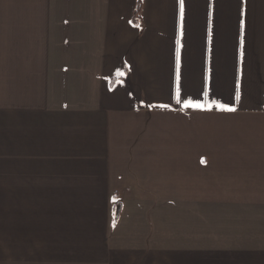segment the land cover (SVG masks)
<instances>
[{
  "label": "crops",
  "instance_id": "0c3cea01",
  "mask_svg": "<svg viewBox=\"0 0 264 264\" xmlns=\"http://www.w3.org/2000/svg\"><path fill=\"white\" fill-rule=\"evenodd\" d=\"M5 19L0 264H264V0H184L183 36L179 0Z\"/></svg>",
  "mask_w": 264,
  "mask_h": 264
},
{
  "label": "snow or ice",
  "instance_id": "6c2138e0",
  "mask_svg": "<svg viewBox=\"0 0 264 264\" xmlns=\"http://www.w3.org/2000/svg\"><path fill=\"white\" fill-rule=\"evenodd\" d=\"M180 4V20H181V36H183V20H184V0H179ZM243 25V21L241 22ZM179 43V42H178ZM179 52L177 53V64L179 66ZM123 75V74H122ZM179 80H180V75L179 71L177 73V81H178V87H177V104L181 103V95H180V87H179ZM207 96V93H205ZM237 99H239V96H237ZM160 107L167 108L168 105H160ZM185 108H194V109H200V110H211L213 107L219 108L221 111H227V112H234L236 111L235 107H232L227 104L223 103H217V104H205L201 103L200 101H193V100H188L184 103Z\"/></svg>",
  "mask_w": 264,
  "mask_h": 264
},
{
  "label": "rangeland",
  "instance_id": "374dc122",
  "mask_svg": "<svg viewBox=\"0 0 264 264\" xmlns=\"http://www.w3.org/2000/svg\"><path fill=\"white\" fill-rule=\"evenodd\" d=\"M7 1H13V2H20L21 4H32L37 3V0H0V35L2 38L5 37V8H6V2ZM33 11H31V14ZM113 224V223H112Z\"/></svg>",
  "mask_w": 264,
  "mask_h": 264
},
{
  "label": "trees",
  "instance_id": "16d2710c",
  "mask_svg": "<svg viewBox=\"0 0 264 264\" xmlns=\"http://www.w3.org/2000/svg\"><path fill=\"white\" fill-rule=\"evenodd\" d=\"M140 8H141V4L139 2L135 18H137V15L140 11ZM121 210H122V204H121L118 196L115 195V202H114V206H113V218H112L113 225H116L118 223V221L120 219V215H121Z\"/></svg>",
  "mask_w": 264,
  "mask_h": 264
}]
</instances>
